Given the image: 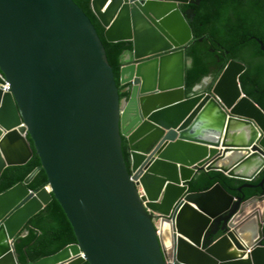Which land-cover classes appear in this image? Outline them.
Returning a JSON list of instances; mask_svg holds the SVG:
<instances>
[{"label":"water","instance_id":"1","mask_svg":"<svg viewBox=\"0 0 264 264\" xmlns=\"http://www.w3.org/2000/svg\"><path fill=\"white\" fill-rule=\"evenodd\" d=\"M200 1H92L107 40L133 42L122 99L75 0H0V180L33 159L31 137L51 188H29L38 167L0 195V264H20L16 239L54 198L78 243L34 264H264V176L248 200L220 184L190 192L202 171L247 181L264 171V109L242 90L243 62L186 94L194 9L180 4Z\"/></svg>","mask_w":264,"mask_h":264},{"label":"trees","instance_id":"2","mask_svg":"<svg viewBox=\"0 0 264 264\" xmlns=\"http://www.w3.org/2000/svg\"><path fill=\"white\" fill-rule=\"evenodd\" d=\"M75 1L91 17L104 41L121 98H129L131 84H122L121 68L126 61V54L133 52V42L108 41L105 36L106 28L93 10V0ZM180 7L183 12L194 9L193 17L188 18L194 37L186 48V94L190 95L193 87L207 76H210L211 82L203 89L210 91L227 63L235 59L247 67L240 76L243 92L264 109V49L259 42L264 44V0H201L198 4L182 3ZM28 138L35 155L26 165L5 170L0 180V195L24 182L38 167L42 170L29 188L40 191L49 185L48 174L34 142L31 137ZM124 152L130 167L127 140H124ZM263 176L264 171L247 181L228 177L219 171H202L189 183L190 192H203L220 184L232 196L248 200L263 194V188L259 186ZM245 185L249 187H244ZM76 243L78 238L75 229L61 203L54 198L26 225L15 241V248L20 264H34Z\"/></svg>","mask_w":264,"mask_h":264},{"label":"bare ground","instance_id":"3","mask_svg":"<svg viewBox=\"0 0 264 264\" xmlns=\"http://www.w3.org/2000/svg\"><path fill=\"white\" fill-rule=\"evenodd\" d=\"M185 216L186 217H188L189 215H191V213H192V210H190L189 208H187L186 210H185ZM195 216L193 215V218H194ZM183 226H182V228L184 229L185 227H187V221L185 220V219H183V218H181V219H179L178 220Z\"/></svg>","mask_w":264,"mask_h":264},{"label":"built area","instance_id":"4","mask_svg":"<svg viewBox=\"0 0 264 264\" xmlns=\"http://www.w3.org/2000/svg\"><path fill=\"white\" fill-rule=\"evenodd\" d=\"M3 89H4L5 91H8V90L11 89V87H10V85H6L5 87H3ZM46 188H48V190L51 189V188H50V185H48Z\"/></svg>","mask_w":264,"mask_h":264},{"label":"crops","instance_id":"5","mask_svg":"<svg viewBox=\"0 0 264 264\" xmlns=\"http://www.w3.org/2000/svg\"><path fill=\"white\" fill-rule=\"evenodd\" d=\"M131 56L129 54H126L125 59H129Z\"/></svg>","mask_w":264,"mask_h":264},{"label":"rangeland","instance_id":"6","mask_svg":"<svg viewBox=\"0 0 264 264\" xmlns=\"http://www.w3.org/2000/svg\"><path fill=\"white\" fill-rule=\"evenodd\" d=\"M210 82H211V79H210L209 83H210ZM209 83H208V84H209ZM208 84H207V85H208ZM204 86H206V85H204ZM204 86H203V87H204Z\"/></svg>","mask_w":264,"mask_h":264},{"label":"flooded vegetation","instance_id":"7","mask_svg":"<svg viewBox=\"0 0 264 264\" xmlns=\"http://www.w3.org/2000/svg\"><path fill=\"white\" fill-rule=\"evenodd\" d=\"M129 55L131 54V53H128Z\"/></svg>","mask_w":264,"mask_h":264}]
</instances>
